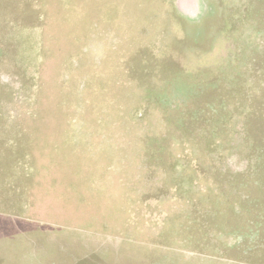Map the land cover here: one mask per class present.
<instances>
[{
  "label": "rangeland",
  "instance_id": "obj_1",
  "mask_svg": "<svg viewBox=\"0 0 264 264\" xmlns=\"http://www.w3.org/2000/svg\"><path fill=\"white\" fill-rule=\"evenodd\" d=\"M0 264H264V0H0Z\"/></svg>",
  "mask_w": 264,
  "mask_h": 264
}]
</instances>
